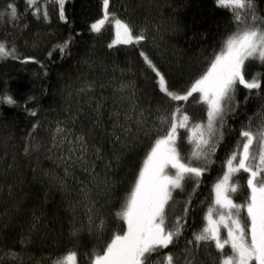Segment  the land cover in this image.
I'll return each instance as SVG.
<instances>
[{"label": "trees", "instance_id": "1", "mask_svg": "<svg viewBox=\"0 0 264 264\" xmlns=\"http://www.w3.org/2000/svg\"><path fill=\"white\" fill-rule=\"evenodd\" d=\"M9 4L17 8L15 21L9 19ZM254 6L264 17V0H254ZM109 12L145 39L109 47L111 25L91 31L103 16V0H65L64 19L58 0H0V42L16 50L15 58L0 60V96L15 101L0 104V264H42L69 250L78 252V264H89L90 253L102 252L113 233L126 229L115 213L155 139L167 131L162 120H170L179 107L190 123L206 121L198 94L188 101L171 100L141 53L164 75L169 90L184 94L235 30L231 10L218 7L216 0H110ZM257 74L264 89V65L249 63L247 77ZM261 113L264 90L238 86L214 162L198 187L189 180L183 191L173 193L168 224L182 217L184 231L176 246L161 254L173 251L182 264L185 247H192L187 241L206 224L213 186L226 170L240 131L258 124ZM118 125L131 127V133L124 134ZM58 127L65 131L57 133ZM178 131L179 149L187 157L192 145L186 129ZM79 134L87 141L88 163H76L65 174L62 157L69 145L63 137L74 140ZM193 163L204 166L203 161ZM246 178L243 172L233 178L240 185L233 196L243 204L249 194ZM90 216L94 224L105 222L103 231H96ZM9 252L20 259L12 260ZM225 252L230 253L228 247ZM196 256V264H220L214 244L202 245Z\"/></svg>", "mask_w": 264, "mask_h": 264}, {"label": "snow or ice", "instance_id": "2", "mask_svg": "<svg viewBox=\"0 0 264 264\" xmlns=\"http://www.w3.org/2000/svg\"><path fill=\"white\" fill-rule=\"evenodd\" d=\"M216 2L218 7L231 10L235 30L225 38L221 50L214 54L206 71L186 93L169 90L164 75L141 53L158 77L160 91L171 100L188 101L198 94V102L206 106V121L190 123V117L179 107L171 114L170 120H162V123L169 125L167 131L155 139L131 191L115 213L126 229L122 233H113L102 252L94 250L90 253L89 264H181L179 254L173 251L161 254L170 246L174 248L184 231L182 217H177L171 226L168 224L167 210L173 201V193L183 191L189 180L195 181L198 187L207 165L214 162L211 157L223 139L225 116L235 106L238 86L247 90H264L259 74L251 78L246 75L249 63L264 65V17L257 15L254 0ZM27 3L33 4L34 0H27ZM64 5L65 0H58L61 19H64ZM8 9L9 19L17 20L19 16L14 4H9ZM108 9L109 0H103V18L90 27L91 31L99 33L106 23L114 25L116 38L109 47L130 45L145 39L143 34L134 35L132 27L111 15ZM3 15L0 13V17ZM47 15V11H44L45 19ZM15 54V47L8 49L5 43L0 42V60L15 58ZM0 104L14 105L15 101L11 96L3 95L0 96ZM116 118L119 119V114ZM118 126L124 134L132 131L131 127ZM179 129H186L187 142L192 145L187 157L179 149ZM64 131L57 128V133ZM239 135L241 139L225 161L226 171L222 179L213 186V206L207 210L206 224L199 232L193 233L192 240L187 241L192 247H185L182 264H196L197 250L207 244H214L221 254L220 264H264V113L259 115L258 124L254 127L251 123L245 125ZM53 139L54 145L60 147L55 144V137ZM63 139L69 145L67 156L62 157L66 161L64 171L67 174L74 164L88 163L86 157L89 148L83 134L74 135V140L69 139L68 135ZM115 139L119 142L121 138L116 136ZM96 151L99 153V149ZM114 158L118 159L115 155ZM193 161H203L204 166L194 165ZM241 172L247 174L246 187L249 190L244 204L233 200V194L240 188L239 182L233 178ZM84 195L87 196V190ZM89 221L98 232L105 228L103 220L94 224L90 216ZM221 229L226 230V236L222 237ZM226 246L230 248V253L225 252ZM6 255L12 260L20 259L17 253L9 252ZM42 264H78V252L69 250L67 254L43 261Z\"/></svg>", "mask_w": 264, "mask_h": 264}, {"label": "rangeland", "instance_id": "3", "mask_svg": "<svg viewBox=\"0 0 264 264\" xmlns=\"http://www.w3.org/2000/svg\"><path fill=\"white\" fill-rule=\"evenodd\" d=\"M110 1V0H109ZM109 10V9H108ZM110 13V12H109ZM111 14V13H110ZM112 15V14H111ZM101 18H103V16L101 17ZM100 18V19H101ZM116 18V17H115ZM123 21V20H122ZM125 22V21H124ZM127 23V22H126ZM111 25V27H113V30H114V37H113V40H112V43H113V41L115 40V38H116V34H115V27H114V25L112 24V23H106L105 24V26H104V28L102 29V30H107L108 29V27ZM117 45V44H116ZM226 171V170H225ZM222 176H223V174L221 175V178L220 179H222ZM233 200H234V202H236V203H239V204H243V203H241L240 201H237L235 198H234V196H233ZM242 215H243V213H242ZM215 218V217H214ZM221 235H222V237H224V236H226V230H224V229H221ZM226 247H228V246H226ZM228 249L230 250V248L228 247Z\"/></svg>", "mask_w": 264, "mask_h": 264}]
</instances>
